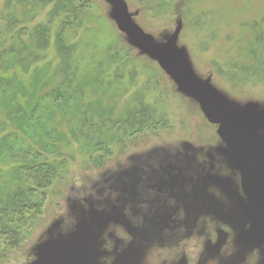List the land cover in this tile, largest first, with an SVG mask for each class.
<instances>
[{"label": "rangeland", "instance_id": "1", "mask_svg": "<svg viewBox=\"0 0 264 264\" xmlns=\"http://www.w3.org/2000/svg\"><path fill=\"white\" fill-rule=\"evenodd\" d=\"M84 1L89 12L62 27L70 99L53 102L63 16L51 17L54 3L0 0V147L61 138L67 153L9 264H264L241 152L250 147L264 176V0ZM44 26L51 36L35 62H3L11 47L33 51ZM140 107L152 127L121 134L107 163H92L87 112L117 122Z\"/></svg>", "mask_w": 264, "mask_h": 264}, {"label": "trees", "instance_id": "2", "mask_svg": "<svg viewBox=\"0 0 264 264\" xmlns=\"http://www.w3.org/2000/svg\"><path fill=\"white\" fill-rule=\"evenodd\" d=\"M31 1L38 6L54 3V12L50 14L51 17L63 16H61L63 18L60 24L61 28L55 34V39L63 54L62 71L64 72L61 75L60 87H55L46 96L53 102L57 100L66 101L69 98L68 89L70 83L72 84L74 79V73L70 70L67 62L70 54L73 52V48L67 44V38L62 34V27L65 26L67 19L74 18L78 21L84 11L89 12V6H87L84 0H79L77 3H75V0ZM17 20L16 17L11 19L8 31L13 29ZM50 36L47 27L37 28L34 32L33 51L28 52L20 50L21 48L13 49L11 47L10 51L6 49L3 56H1L3 62L8 58L14 65L20 62H35L44 53ZM20 45L22 43H19V47ZM5 80V78L0 77V89L5 86ZM19 113L20 110L15 109L12 112V117L17 115L20 117L21 115ZM23 117L29 119L24 120L26 131H31V116L28 114L24 116L22 114L21 118L23 119ZM96 117H101L100 124L94 119ZM154 117L152 111L150 112L147 107L135 109L127 113L125 119L117 122L112 121L107 112L101 115L87 112V116L81 123L87 126L91 133V135H88V144L92 163L95 165H104L107 161L106 159L114 154L113 147H118L117 144H120L121 134L126 135L131 130L152 127L151 123ZM154 124H158V121ZM11 142H3V145L0 147V160L3 161L5 157L4 163L9 168L7 175L3 177L4 182L1 175L2 170L0 169L1 181L4 184L2 185L3 187L0 186V264H9L10 249L27 240L28 230L31 227L32 221L36 215H41L43 210L42 202L37 201L36 197H44L47 190L52 188L59 178V173H66L65 158H67V153H63L62 150L63 139L53 138L46 143L40 142L38 146L24 144L20 148H18L20 145ZM9 177L10 180L7 184L6 181ZM30 257L35 258L36 256L34 253H31Z\"/></svg>", "mask_w": 264, "mask_h": 264}, {"label": "water", "instance_id": "3", "mask_svg": "<svg viewBox=\"0 0 264 264\" xmlns=\"http://www.w3.org/2000/svg\"><path fill=\"white\" fill-rule=\"evenodd\" d=\"M224 109L227 113H230L226 106H224ZM254 140L256 145L259 146L257 136L254 137ZM241 152L244 159V175L246 177L247 190L252 201L256 205L260 218L259 237L264 240V176L260 175V171H263V168L261 169V163H259V165L257 164V167L254 165L253 154L250 151V147L245 146L241 148ZM63 264L71 263L65 262Z\"/></svg>", "mask_w": 264, "mask_h": 264}, {"label": "bare ground", "instance_id": "4", "mask_svg": "<svg viewBox=\"0 0 264 264\" xmlns=\"http://www.w3.org/2000/svg\"><path fill=\"white\" fill-rule=\"evenodd\" d=\"M156 163H159V164L161 163L162 166H163V168H165V169H166V167H168V166H171L173 169L177 168L175 165H172V164H169V165H168V164H167L166 162H164V161L156 162ZM178 165L181 166L182 168H186V167L183 166V164H181V163H178ZM171 167H170V168H171ZM172 168H171V169H172ZM151 170H152V171H155L156 168H152ZM185 170H187V169H185ZM187 171H188V170H187ZM187 171H186V172H187ZM200 198H201V196H200ZM202 200H203V198H202ZM201 205H202V204H201ZM141 216H142V215H141ZM142 218H143V217H142Z\"/></svg>", "mask_w": 264, "mask_h": 264}]
</instances>
